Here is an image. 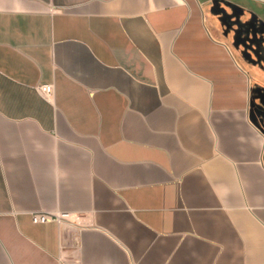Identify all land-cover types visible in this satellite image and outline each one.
Instances as JSON below:
<instances>
[{"label":"crops","instance_id":"0c3cea01","mask_svg":"<svg viewBox=\"0 0 264 264\" xmlns=\"http://www.w3.org/2000/svg\"><path fill=\"white\" fill-rule=\"evenodd\" d=\"M0 264H264V0H0Z\"/></svg>","mask_w":264,"mask_h":264},{"label":"built area","instance_id":"2783aa9c","mask_svg":"<svg viewBox=\"0 0 264 264\" xmlns=\"http://www.w3.org/2000/svg\"><path fill=\"white\" fill-rule=\"evenodd\" d=\"M52 91V85L43 84L38 86V92L42 96H49ZM69 217L68 213H48V212H33L30 216L31 222L34 224L46 223L49 221L60 222L61 220L67 219Z\"/></svg>","mask_w":264,"mask_h":264}]
</instances>
